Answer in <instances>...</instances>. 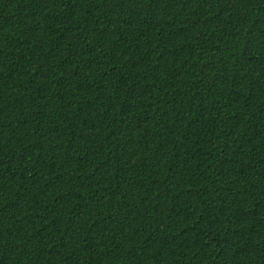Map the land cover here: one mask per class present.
<instances>
[{
    "label": "trees",
    "instance_id": "trees-1",
    "mask_svg": "<svg viewBox=\"0 0 264 264\" xmlns=\"http://www.w3.org/2000/svg\"><path fill=\"white\" fill-rule=\"evenodd\" d=\"M0 264H264V0H0Z\"/></svg>",
    "mask_w": 264,
    "mask_h": 264
}]
</instances>
